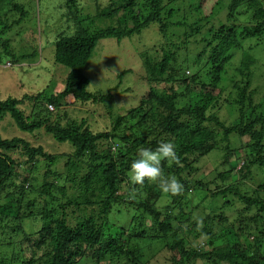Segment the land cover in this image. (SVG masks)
I'll list each match as a JSON object with an SVG mask.
<instances>
[{"label": "trees", "instance_id": "16d2710c", "mask_svg": "<svg viewBox=\"0 0 264 264\" xmlns=\"http://www.w3.org/2000/svg\"><path fill=\"white\" fill-rule=\"evenodd\" d=\"M64 1L66 10L59 7V11L68 28L52 39L47 38L49 45L54 46L56 63L68 69L64 89L56 95L26 94L24 102L32 103L30 117L18 107L23 100L0 99V122L8 115L23 132L44 129L56 142L70 144L74 154L67 157V176L63 178L47 170L42 184L35 179V186L27 175L18 176L19 169H36L35 154L44 158L45 164L50 163L47 167L53 165L57 156L41 154L26 140L4 139L0 135V232L21 238L10 244V250L2 251L0 246V264H147L156 255L157 245L170 253L171 264H264V96L258 100L259 105L254 104L255 87H250L256 69L257 52L253 50L259 45L264 49V2L231 0L226 19L231 20L237 8L246 4L247 11L252 12V25L242 27L241 31L238 26L222 25L211 36L204 35L198 42L204 47L193 59L192 75L186 77L182 72L180 81L169 74L183 71L177 51L186 52L191 38L203 33L204 24L209 23L205 16L195 20L205 0L201 5L200 0H107L105 6L98 4V0H89L88 5H93L91 9L96 13L91 18L79 16L88 15L84 13L88 6L80 0ZM10 2L0 0V9L9 7ZM222 5V0H216L209 16L223 13ZM11 8L20 13L13 23L19 25L26 13L18 5ZM88 19L91 22L86 23ZM105 19H111L108 26L94 25L96 20ZM150 26L165 40V48L171 45L174 49H162V58L155 63L144 58V66L153 74L147 80L150 91L140 99L139 109L147 114L150 98H159L151 86L154 75L155 85L169 86L167 99L163 97L167 111L160 112L161 120L158 121L157 114L143 120L151 128L147 135L157 132V139L177 144L182 166L163 160L161 168L163 175H174L185 186L182 195H165L169 203L164 207L157 206L162 197L157 183L145 179L140 185L143 196L136 197L137 202L131 199L129 188L120 184L129 183L130 163L138 150L155 148L159 140L131 142L132 134L117 135L124 117H118L111 133L93 134L76 123L61 126L51 122V112L46 108L47 103L58 107L65 97L74 102L104 104L111 94L98 96L89 92V80L83 73L95 47L104 39L119 43L138 36ZM254 37L262 41L242 53L239 66L226 69L240 46L239 39ZM3 55L9 57L13 66L29 57L35 59L34 51L17 55L13 50H4L0 57ZM184 59L187 68L188 59ZM261 69L260 93L264 94V68ZM226 79L231 84L232 99L222 98V91L218 90ZM173 83L183 86L185 93L176 94ZM198 83L199 92L195 93L192 84ZM181 98H189L188 108L178 110L175 102ZM220 106L226 109L228 120L220 119L217 112L209 114ZM237 142L239 147L235 146ZM116 144L120 147L112 151ZM218 151L220 165L228 170L211 180L195 178L196 162ZM232 172L235 173L231 182H225ZM67 181L69 186L65 188ZM8 189L14 192L11 196ZM3 195L7 196L5 200ZM86 209L92 212L91 216H80L74 225L66 221L69 212L73 215ZM195 211L198 214L194 215ZM113 213L121 219L131 216L140 236L117 238L112 231L118 225L111 217ZM56 215L61 219L56 220ZM145 253L150 256L146 262Z\"/></svg>", "mask_w": 264, "mask_h": 264}, {"label": "rangeland", "instance_id": "374dc122", "mask_svg": "<svg viewBox=\"0 0 264 264\" xmlns=\"http://www.w3.org/2000/svg\"><path fill=\"white\" fill-rule=\"evenodd\" d=\"M203 0H200V5ZM216 0H205L202 8L201 14L196 16L198 20L200 17L204 16L209 18V23L204 24V31L200 35L191 38V44L187 47V54L182 49L177 51V61L183 66L178 74L171 73L170 77L178 80L182 72H185L186 77L191 76V69L193 68V59L199 54V50L202 49L204 45L198 44L200 39L205 38L204 35L211 36L213 33L218 32V29L222 26H238L239 31L242 27L252 25L251 11H247L244 6L238 7L236 13L231 20L226 19L228 17L227 6L230 4L231 0H222L223 13H217L214 17L211 11ZM245 2H264V0H244ZM86 6L84 13L88 15L79 16H89L92 17L96 14L91 8L93 5H88L89 0H80ZM98 4L105 6L107 0H98ZM18 5L23 8V12L26 13L24 19L19 25H14L13 23L18 20L20 13L13 10L11 6ZM256 5V4H254ZM63 11L66 10L64 0H11L9 7L5 6L0 9V52L4 53V50H13L17 55H27L35 52V59L29 57L24 62L12 65L8 56L0 57V99L5 100L7 98H16L23 100L25 95L34 96L38 93H49L51 95H56L64 89V80L68 73V69L62 65L56 63L54 58V46L49 45L48 39H52L54 35L60 32H65L68 28L65 20L62 19L60 8ZM257 8V7H256ZM264 9V4L262 6ZM78 16V17H79ZM86 18V17H84ZM111 19L96 20L94 25L97 28H102L108 26ZM93 21V20H92ZM91 22L88 19L86 23ZM11 28V29H8ZM155 27L143 30L140 35L134 36L130 39H123L121 42H117L115 39H104L101 40L94 49L92 57L87 62L83 73L89 80V85L87 90L95 95H108L111 94V98L108 99L104 104H92L74 102L72 98L65 97L59 102V106L46 104V108L51 112L52 123L54 121L58 122L61 126H69L70 124L76 123L77 125H82V129L85 127L93 134L100 133H111L112 129L118 121V117H124L119 123L117 135L119 136H129L131 142H149L151 140H163L157 139L160 135L156 131L153 135H147V131L151 128L146 124L143 118L157 114L158 121L161 120V113L167 111L163 97L166 100L167 96L165 93H169V86L165 84L155 85V75L153 76V81H151V86H154V94L158 95V99H151L152 102L149 106V111L145 114L144 110L139 109L140 99L145 97V95L150 91V85L147 84L148 79H152L151 70L144 66V58H150L151 63L155 61H160L163 52L162 49L165 48V40L161 38V35L156 34L154 31ZM49 30V32H48ZM238 31V32H239ZM172 33L171 31L169 34ZM171 36V35H170ZM48 38V39H47ZM262 38H241L239 39V48L233 53L234 58L230 59L226 64V69L231 66H239V62L242 59V53L246 52L248 47L257 46ZM48 43V44H47ZM178 43V42H174ZM198 45V46H196ZM174 49L173 47L171 48ZM203 50V49H202ZM137 51V54H136ZM256 51V69L254 70L253 76H251L250 87H255L253 94L254 104L259 105L258 100L262 99L264 94L260 93L261 86L263 85L259 81V75L262 74V69L264 68V49L259 47L253 50ZM252 51V52H253ZM188 59V67H184L185 59ZM155 59V60H154ZM9 60V61H8ZM11 63V67H8L6 63ZM9 63V64H10ZM124 72L121 78L118 76ZM181 72V73H180ZM166 78V77H165ZM169 78V77H168ZM167 78V79H168ZM256 79V80H255ZM183 79H180L182 81ZM230 82L226 79L222 83V86L218 90L222 91V98H233V94L230 89ZM192 87L198 91L200 88L199 83ZM173 88L176 94L182 95L185 93V88L178 84L173 83ZM199 92V91H198ZM205 92V90H203ZM194 93V94H195ZM215 94L218 91L213 92ZM164 95V96H163ZM231 95V97H230ZM189 98L177 99L175 102V108L178 110L182 108H188L187 102ZM46 103V102H45ZM19 109L25 112L27 117H30L32 110V103L23 100L22 105H18ZM31 107V110H30ZM224 106H220L219 110L214 108L211 113H218L220 119L223 121L228 120L226 109ZM134 110L133 116H131V111ZM194 127V126H193ZM0 135L4 139L20 138L26 140L30 147L35 148V150H40L41 154H49L52 156H57L56 161L53 165L47 167L49 162L45 164V159L39 154L34 155V160L36 169H19L18 176L22 177L27 175L31 181L37 186L43 182L44 173L47 170L55 171L58 174L67 176L66 165L69 161L68 156H73L74 149L68 143H58L53 138L52 135L48 134L44 129L34 131L33 133L23 132L14 125V121L8 115L0 122ZM122 145V144H121ZM239 147V143L235 144ZM120 145H113L111 150L116 151ZM39 153V151H37ZM116 155V153L114 154ZM20 156V155H19ZM18 156V157H19ZM233 159V157H232ZM21 160H24L21 158ZM220 152H213L210 155L203 157L195 166V178H209L210 180L219 173H225L228 167L220 165ZM25 168V167H24ZM235 172L231 173L230 178H227L225 182L230 183ZM37 180V182L35 181ZM129 180V179H128ZM19 181V178H17ZM121 187L129 188L131 191V199L135 200L136 197H142V188L140 185H133L130 181H123L120 183ZM38 185V187H39ZM65 188L69 186V182H65ZM140 186L139 188H136ZM122 191V190H121ZM8 194L11 196L14 192L8 189ZM123 192V191H122ZM90 194H88L89 196ZM164 193H161V199L158 200L157 206L164 207L169 201L166 199ZM7 198L3 195V200ZM207 203V202H204ZM203 208V207H201ZM79 210V209H78ZM198 211V210H197ZM195 211V214L198 212ZM175 212H178L175 209ZM92 212L86 209V212H75L73 215L69 212L66 217V221L71 225H74L80 218L85 215L86 217L91 216ZM118 222L116 227H112V231L117 234V238L120 235L126 236H140V232L137 230L134 220H131V216L128 218L121 219L117 214L114 213L111 217ZM231 217V215H228ZM118 218L121 219L118 221ZM134 218V217H133ZM60 216L56 215V220H60ZM65 220V219H64ZM71 220V221H69ZM147 225L149 222H146ZM111 229V228H110ZM6 231V230H4ZM7 233V231H6ZM11 234H3L0 232V246L2 251L10 250L12 247L10 244L12 242H19L21 238L10 236ZM116 238V239H117ZM22 241V240H21ZM143 246V244H140ZM161 249L158 253L157 251ZM155 256L150 258L147 264H171L170 253L163 250V247L157 245L154 248ZM149 255L145 253L144 260L148 261Z\"/></svg>", "mask_w": 264, "mask_h": 264}, {"label": "clouds", "instance_id": "9594fccd", "mask_svg": "<svg viewBox=\"0 0 264 264\" xmlns=\"http://www.w3.org/2000/svg\"><path fill=\"white\" fill-rule=\"evenodd\" d=\"M167 160L182 166L177 154V144L171 140H161L155 148L141 147L136 158L130 163L128 178L133 185H141L145 179L157 183L159 190L168 195L179 196L185 191L184 184L174 175L162 173L161 162ZM202 223V218L200 221Z\"/></svg>", "mask_w": 264, "mask_h": 264}, {"label": "built area", "instance_id": "2783aa9c", "mask_svg": "<svg viewBox=\"0 0 264 264\" xmlns=\"http://www.w3.org/2000/svg\"><path fill=\"white\" fill-rule=\"evenodd\" d=\"M6 65H7L8 67L10 66V64H9V63H7Z\"/></svg>", "mask_w": 264, "mask_h": 264}]
</instances>
